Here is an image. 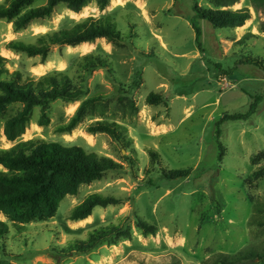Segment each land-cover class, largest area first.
Masks as SVG:
<instances>
[{"label": "rangeland", "instance_id": "374dc122", "mask_svg": "<svg viewBox=\"0 0 264 264\" xmlns=\"http://www.w3.org/2000/svg\"><path fill=\"white\" fill-rule=\"evenodd\" d=\"M46 1L36 0L34 6ZM198 2L215 8L212 0ZM237 4L250 9L252 26L242 32L199 19L202 47L190 21L193 0H110L105 9L91 0L80 12L60 4L51 17L22 30L0 20V55L8 59L10 72L20 70L25 78L38 79L64 71L85 90L75 101L57 99L46 107L35 106L26 132L14 142L5 136L4 122L20 105L10 107L0 118V149L39 138L79 145L123 165L120 172L83 184L76 195L63 199L53 216L35 218L24 228L0 213V220L10 225L9 234L0 238V264H215L220 253H264V177L254 184L248 181L264 165V70L243 64L227 74L242 56L264 60V34L253 32L264 21V12L251 0ZM89 16L109 19L124 42L117 45L101 37L80 44L82 48L54 46L46 60L7 46L13 40L38 44L41 34L71 28ZM90 54L107 60L119 86L104 68L87 75L83 64ZM151 92L161 93L164 102L148 104ZM92 96L99 98L93 111L71 132H60L58 128ZM257 97L258 109L249 118L217 125L225 113H247ZM42 114L48 123H40ZM98 120L125 126L128 144L107 133L89 132V125ZM184 169L191 175L171 179L164 174ZM0 170L5 168L0 165ZM92 193L124 200L97 206L84 221L70 219L72 209ZM137 216L156 225V233L144 234ZM112 225L129 228L131 237H117L85 254L52 252ZM239 264H264V259Z\"/></svg>", "mask_w": 264, "mask_h": 264}, {"label": "trees", "instance_id": "16d2710c", "mask_svg": "<svg viewBox=\"0 0 264 264\" xmlns=\"http://www.w3.org/2000/svg\"><path fill=\"white\" fill-rule=\"evenodd\" d=\"M110 0H96L101 9L109 4ZM215 8H206L193 0L194 15L190 18L196 32V41L202 47L200 38L202 29L199 19L209 21L215 28H236L243 26L252 17L248 7L234 9L240 0H212ZM36 0H5L0 2V20L12 22L15 30L25 29L36 20L52 16L58 5L64 4L74 12H80L91 0H47L45 4L34 6ZM256 9L264 12V0H251ZM264 32V21L259 26ZM105 37L117 45L124 42L120 32L107 18L89 16L76 22L73 27L41 34L38 44L23 41H10L8 48L26 52L30 56L41 55L46 60L54 46H77L84 42H93L97 38ZM83 68L89 75L98 68L107 70L108 78L114 85L120 83L112 74V69L106 59L99 55L85 56ZM8 59L0 55V118L8 114L10 107H20L10 114L4 122V134L9 141H17L27 130L30 123L32 110L35 106L46 107L52 101L62 99L65 101L78 100L85 90L73 83L69 74L64 71H54L41 76L24 77L20 70L10 72L6 67ZM252 64L264 70V60L259 56H242L233 69L239 65ZM98 97L92 96L82 101L69 123L58 128L60 132H71L94 109ZM150 105L164 102L161 93L151 92L147 98ZM261 97H257L247 113H225L218 126L226 120L247 119L256 113ZM135 110L138 108L131 101ZM45 114L41 115L40 123H48ZM91 133L103 132L109 134L115 141L128 144L130 139L125 135L126 127L118 122L98 120L88 127ZM221 130L218 128L217 137L220 138ZM221 153L219 160L224 156V147L219 141ZM153 159H158L155 150L150 151ZM256 163L257 159L254 158ZM0 165L5 170H0V213H3L18 228L35 218L53 216L65 197L76 195L83 184H90L100 180L109 172H120L123 165L113 158L101 155L95 151H88L79 145H68L59 141L45 139H29L18 141L8 149H0ZM171 179L185 178L191 175V170H175L164 173ZM264 177V165L250 174V184ZM112 195L92 193L71 211L69 218L82 220L89 217L97 206L107 207L123 201ZM136 222L144 234H155L157 226L136 217ZM10 232L7 221L0 220V238H5ZM132 232L124 226L112 225L93 231L88 239L77 241L69 248L52 249L53 254L71 256L73 253L85 254L91 252L104 242L113 243L117 237L130 238ZM264 259V253H253L249 249H242L236 254L220 253L216 256L215 264H239L251 258Z\"/></svg>", "mask_w": 264, "mask_h": 264}, {"label": "crops", "instance_id": "0c3cea01", "mask_svg": "<svg viewBox=\"0 0 264 264\" xmlns=\"http://www.w3.org/2000/svg\"><path fill=\"white\" fill-rule=\"evenodd\" d=\"M235 9H237V8H242L241 6H239V4H236V5H234L233 6ZM251 20V18L243 25V26H240V27H238V28H241V30H242V32H244L246 29H242V28H248V27H251L252 26V23H248L249 21ZM254 25V24H253ZM247 26V27H246ZM259 26H254V29H253V32H255L256 34H258V33H262V34H264V32H261L260 30H259V28H258ZM85 44H87L86 42H84ZM89 43V42H88ZM83 44V43H82ZM84 45V44H83ZM83 45H78V46H80V48H82L83 47ZM90 217V216H89ZM88 218V217H87ZM87 218H85V219H82V220H86ZM81 220V221H82ZM258 259V258H257Z\"/></svg>", "mask_w": 264, "mask_h": 264}, {"label": "bare ground", "instance_id": "6f19581e", "mask_svg": "<svg viewBox=\"0 0 264 264\" xmlns=\"http://www.w3.org/2000/svg\"><path fill=\"white\" fill-rule=\"evenodd\" d=\"M88 218H90V217H88ZM88 218H87V219H88ZM82 221H84V220H82Z\"/></svg>", "mask_w": 264, "mask_h": 264}]
</instances>
